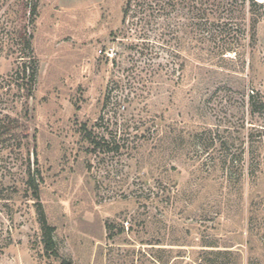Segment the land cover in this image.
<instances>
[{
    "label": "rangeland",
    "instance_id": "374dc122",
    "mask_svg": "<svg viewBox=\"0 0 264 264\" xmlns=\"http://www.w3.org/2000/svg\"><path fill=\"white\" fill-rule=\"evenodd\" d=\"M127 1L40 0L27 99L11 79L30 55L21 11L0 0V118L30 133L0 145V264H264V112L250 108L264 101V18L253 26L249 0H164L161 17L123 26ZM83 125L119 151L93 150Z\"/></svg>",
    "mask_w": 264,
    "mask_h": 264
},
{
    "label": "trees",
    "instance_id": "16d2710c",
    "mask_svg": "<svg viewBox=\"0 0 264 264\" xmlns=\"http://www.w3.org/2000/svg\"><path fill=\"white\" fill-rule=\"evenodd\" d=\"M17 6L20 9L21 13L20 17V28L18 30V38L22 43V46L25 50L29 52L30 55L20 58L17 63L16 68L11 76V79L14 81L13 85L15 84V88L20 91H24L23 97L27 99L32 98L34 87L37 83L38 78V60L33 55V40H34V29L36 26V19L39 13L40 7V0H17ZM258 9H264V0H249V12L251 14L253 26L260 21L261 18L258 15ZM166 11V2L164 0H128L125 3L123 9V18H122V25L125 26L128 22L129 18L140 17L139 21L143 20L149 22L150 18H159L162 16L163 13ZM199 12H203V10H198ZM233 29H230V31ZM203 33H210V31L205 29L202 31ZM221 35L224 34L225 36L229 35L228 31H222ZM231 35V34H230ZM141 39V38H137ZM145 39V38H144ZM144 43V42H143ZM136 49L139 48V42L136 44H132V47ZM143 54V53H141ZM115 59L113 60V63ZM12 84L9 85L11 88ZM4 89V87L2 88ZM110 102V97L107 93L105 98V102L103 105V112L108 108V103ZM27 106V104L25 105ZM250 108L251 111L254 112H264V101H257L256 97L252 95L250 97ZM106 114H103L99 117V124L100 122H104ZM28 116V108H26L25 115ZM22 120L18 117H14L10 114L2 115L0 118V145L11 143V142H18L22 143L23 141L30 140V133L29 127L26 123H22ZM81 133L84 137L85 141L93 147V150L99 149V154L107 153V152H118L119 148L117 147L118 142H116V138L114 140H107L104 135L99 133V137L96 135L94 131L89 130L86 125L81 127ZM23 145V144H22ZM21 145V146H22ZM112 147L110 150L107 148ZM28 153H30V147L28 149ZM30 160V154H28ZM37 162V156H36ZM38 178H42L41 174H32L31 171L28 175V179L26 184L29 187V191L32 193L33 200L35 201V205L38 208V216H39V223L42 230V240L44 243V248L47 251H55V242L53 239L54 228L51 227L48 223L44 208L42 206L40 200V183H38ZM110 223L106 224L107 232L109 235L112 233ZM214 255L216 257L220 255H229L228 251H215ZM249 264H254L253 261L249 262Z\"/></svg>",
    "mask_w": 264,
    "mask_h": 264
}]
</instances>
